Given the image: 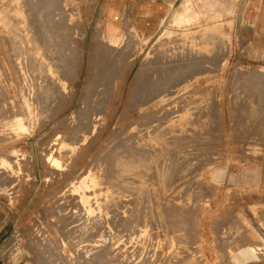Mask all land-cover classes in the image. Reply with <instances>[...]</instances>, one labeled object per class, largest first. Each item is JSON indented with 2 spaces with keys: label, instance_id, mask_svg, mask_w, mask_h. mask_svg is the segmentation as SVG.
I'll return each instance as SVG.
<instances>
[{
  "label": "rangeland",
  "instance_id": "374dc122",
  "mask_svg": "<svg viewBox=\"0 0 264 264\" xmlns=\"http://www.w3.org/2000/svg\"><path fill=\"white\" fill-rule=\"evenodd\" d=\"M21 1L0 0V31L3 34L4 32H9H7L6 29L10 22L9 18L13 16L15 9H23L26 7L27 3L29 4L30 1L34 3L36 0ZM51 1L45 0L42 1L43 5L40 4L42 6L47 5L48 7H46L49 8L58 2V0ZM133 1L134 0H59V5L57 4L58 6L55 7L56 9H54L53 13L55 15L57 14V17L55 15L54 17L60 24L63 35L66 34L64 35L65 38L62 37L65 43H59L62 47L59 46L60 48L58 51H61L62 57H65L63 61H67V64L66 61L64 62L65 64H63V67L70 66V63L77 57V54L81 58L79 60V73L75 74L74 71L70 73L71 76L75 74V76H73L74 85L76 87L74 97L71 99L68 106L62 105L58 107V109L57 107L54 108L53 104L48 108H42V106L39 109L36 108L39 106V103L41 105V100L39 101L40 98L35 94L37 93V85H35L36 82L34 79V81L31 80L34 76L33 74L31 75L30 71H26L24 68V70L21 71L23 76L22 80L19 78L14 70L13 63L10 61H12L11 59L13 57L19 60L20 54H13L10 57L6 45L3 43L2 33L0 32V104L2 103L0 105V157L4 154V158L9 156L6 154H13L17 157H21L20 155L24 151L26 155L25 163H28L26 164L28 167L27 173L22 174L24 170L20 169L21 163L20 160L18 161V169L22 172L18 182L0 183V255L3 254V257H8L21 254L24 258H22L20 264H195L196 262V264H264V247H261L257 243H251V241L261 242L262 246H264V114H262L264 113V0H175L171 3L170 10L162 27L152 37H144L135 29L130 19L133 14ZM10 2H12L11 5ZM19 2L21 4L23 3V6L21 4L19 5ZM127 2H129L128 5ZM12 4L14 6H12ZM51 4L52 6H49ZM108 5H111V7L113 5L115 11L112 12L110 7H107ZM104 6H106L104 10L106 24H108L109 27H116L113 34L117 35V42H115L116 38L113 39L114 36H110L104 30V22L98 25L99 16ZM74 7L77 9H74ZM57 10L60 11L58 12ZM61 11H64V13ZM70 11L73 12L74 15L71 20L69 16L65 17L71 13ZM18 12L21 14V10ZM89 14L90 17H88ZM178 14H181V16L183 15V22L185 23L179 25L180 27L175 24L176 27H174L173 20ZM122 19L125 23L126 21L128 22V24L126 23L127 26L123 24ZM77 20L82 24V36L76 31ZM4 24L6 25L3 26ZM94 25L100 26L99 29L102 32L99 44L100 47H98L97 51L102 61L99 68L108 67L105 68V72H107V74L105 73L106 82L103 83L102 89H104L103 91L106 93L104 87H107L106 83L108 82L107 80H109V83H107L108 86L112 84L114 87L116 85L117 89L120 90L121 100L117 104V110L110 115V118L108 115L99 118L96 128H100L101 131L97 136L85 134L83 137L84 139L82 138L80 142H77V140H75L76 138H69V140H72H70L69 143L73 144V142H76L73 144V149L67 151L68 153L63 151L55 152L58 158L63 157V159L61 158L63 160L62 162H64L63 170L59 169L55 177L56 180L54 179L53 182L46 186L44 177L45 168H43L44 166L41 160L43 154L42 143L47 137L52 135L55 129L65 132L64 137L67 135L68 138V132H72L80 126L79 124L77 125L78 122L74 118L73 113L79 105L83 91L89 86L87 73L90 69L89 62L92 54L90 37L95 27ZM126 33L129 34L130 37L132 36L131 38L133 40H131ZM206 33H209V36H217L219 43L217 42L214 46L211 45L212 49L216 48L214 49L215 51L213 50L212 53L211 50H209V48H211L209 47L210 44H205L198 46L199 50H192L191 54H193L194 51L196 55H200L201 53L209 55L212 53V56L210 54L207 59L203 60V55L201 54V58H199L200 61L197 62L198 64H192L193 67L189 65V68L187 66H182L181 68L184 69L175 65L177 69L174 71L173 60H169L168 57L172 52L169 44L180 35H187L186 38H188V36L192 38L199 35L202 36ZM55 34L56 37H58L57 30ZM135 38H137L136 42L134 41ZM71 39H78L80 41L79 50L81 51H78L76 41L71 42ZM126 39L131 41H127L128 46H126ZM158 40L161 41L159 42ZM106 43H108V45ZM129 43L131 44L129 45ZM109 44L112 48H110ZM63 45H65V47ZM106 45L107 47L109 46V48H107ZM120 45L122 47H120ZM132 45H134V49ZM217 46H219V50ZM129 47L132 48L133 51H131L134 54L130 53L131 51H129L130 54L125 53ZM167 47H170V49L168 48L170 51ZM203 47H205V49ZM104 48H107V50ZM114 48H118L117 54V50ZM124 48L126 49L125 51ZM200 48H203L204 51L202 49L200 51ZM11 49L13 52L16 50L14 45ZM207 49L209 51H207ZM109 50H111V52H109ZM113 50H115V52ZM122 51L124 54H121ZM158 51H160V53L164 51L163 53L165 54L161 56V53V57H159ZM216 51L217 53L219 51L218 55H216ZM15 52L18 51L16 50ZM154 52L157 56L153 55ZM119 54L121 56L123 55V57L125 55L127 59L117 56ZM127 54H129V56ZM188 54L189 53H186V55ZM151 55H153V57ZM106 57L109 58V60H114V63L106 59ZM150 57L154 59L152 60ZM156 57H159V60ZM164 58H166V61ZM155 59L159 62H156L157 60ZM160 60L164 62L161 63ZM108 61L110 65L107 63ZM154 61L156 62L155 64ZM117 63H119V66H117ZM124 63L126 64L124 65ZM211 63H214V68L213 66L211 67ZM204 65L205 67L202 69ZM208 65L210 67H208ZM167 66L172 67L170 69ZM155 68H159V74ZM162 68V72L164 75L166 74L165 76L167 77V79L165 78L166 81L163 79L165 77L163 73L160 74V69ZM172 68H174V70H172ZM192 68L196 69V71L192 70ZM199 68L200 70L202 69V71H197ZM179 69H181V72ZM206 69H208V71ZM112 70L115 72V77L118 75L116 82L113 80L114 72ZM154 70L156 74H153L155 73ZM101 71H104V69H101ZM169 71L172 72L174 76L170 74ZM141 72L146 74V78L141 79L139 82L136 80V76ZM160 75L162 78L159 77ZM176 75H180L181 78ZM109 76H112V78H109ZM156 76L159 80H157ZM188 76H190L191 79H189ZM150 77L153 79L148 80ZM154 77H156V80ZM186 77H188V79ZM111 79L112 81H110ZM146 79L149 82H146ZM162 79L163 81H161ZM173 80L177 82L173 83ZM156 82L158 84H155ZM167 82L173 88L167 85ZM138 83L141 86H139ZM176 83L181 85H176ZM148 84H152L153 87L156 85L159 89L160 87L168 88V90L172 89V93H174L175 89V92H178L177 90L183 86L190 85L191 90H188V95H186L189 101L185 106V108L188 107V120H193V117L199 119L198 116L200 115V123L189 122V125L187 124L186 130L188 132L184 138L181 140L179 139L180 141L177 138L171 139V148L173 151L169 149L168 152L170 155L173 154V157L174 154L175 157L178 155L179 157L177 159H179V162L178 165L176 164L177 166L174 165L175 168L178 167L173 170L175 173H170L171 170L168 171V174L170 173L173 176L172 179L170 174V177L168 176L172 181H166V178L163 180L164 182H158L157 187L155 186V190H153L154 198L157 196L159 197H157L158 199L155 198V206L159 207L158 211L160 213L156 211L153 216L150 214L151 212H149L151 204H146L145 202L141 203L139 201H137V203L135 200L134 203L136 202V204H134L132 200L133 206L131 209L140 208L141 210L137 214H133L132 212L130 214L128 210L125 213V209L117 216H114V214H111L112 216L106 214V218L102 217L101 214H88L84 219V215L80 214L81 216L83 215L80 221V216L78 215L79 218H77V216H74V214H77L73 213L70 217L76 218L72 221V225L67 224V226H65L62 224L60 226L59 224V226H57L58 216L56 215V211L58 208L62 204L65 206L67 200H69L70 204L68 203L69 205H66L69 206V208L67 207L64 211V213H68L75 205V200L73 201V199L69 197L71 193H78L80 198L78 201L82 206L92 205L93 198L98 197V200L99 197L101 198L104 196L102 190H105L104 188H106V185L97 183L98 181L95 180V177L100 175V172L102 175L105 174V171H100L98 168H100L99 163L102 157L105 156L104 154L107 155V153L110 152V138L112 135L110 132L119 127V121L125 120L124 116L127 115H121V112L129 110V105L134 98L133 97L131 100L132 94H136L140 88H145ZM191 84L196 85L192 86ZM175 85L177 88H175ZM199 86H202L201 89ZM161 93L164 94L162 91L157 94ZM193 93H195V95ZM157 94L155 95L159 96ZM192 100H197V103H200L198 104L199 106L196 101H194V103ZM196 105L198 107H196ZM200 107L201 109H199ZM172 108L171 111L173 113L176 112L178 106ZM195 108H197V110ZM191 109L192 112H190ZM193 109L196 111H193ZM198 109L201 111L199 112ZM43 110L48 113H42ZM158 113H160V116ZM158 113L156 112L152 115V124H158V120L161 116L166 118L164 116L167 114H161L159 111ZM172 113L168 114L170 118L167 116L166 122H164L166 119L162 118V122L168 124L176 123L180 120L177 114L173 113L172 115ZM2 114L3 117L1 116ZM38 114L42 116H38ZM173 118L176 119L175 122H173ZM168 119L172 120L168 121ZM161 120L160 123H162ZM67 121L70 122L68 123L69 126L67 125ZM125 122L127 123L128 119H126ZM64 126H68L70 130H67L68 128L65 130ZM92 138L95 141H93ZM178 142L180 143L178 144ZM104 145H108V149L99 155V159L97 153ZM180 146H182V150ZM177 147L178 149H176ZM177 151L180 152L178 153ZM183 153L184 157L182 155ZM27 155L29 157H27ZM64 156L67 158L65 159ZM113 156L115 158L118 157L117 154ZM93 157H96V159L98 158V160L95 161L96 159ZM114 157H112L113 160L115 159ZM180 157L182 160L186 159L184 163ZM112 159L110 158L109 160L111 161L110 164H113ZM106 164L108 166H106ZM106 164L105 168L109 170L112 165H109V163ZM179 165L181 166L180 168ZM161 166V164H158L159 169ZM162 169L161 167V170ZM60 170L62 171L60 172ZM134 170L136 172H147L146 167L142 165L136 166ZM161 170H159V172ZM102 175H100V177ZM100 180L99 182H101ZM165 181L168 183V187L166 188L165 186L167 185ZM163 183H165V185ZM27 185H29V187ZM157 188L160 192L157 191ZM95 189L100 190L96 191ZM162 191H164L166 195ZM144 192L146 193V191ZM145 193L140 200L148 199ZM128 197L129 196L125 198L127 199ZM85 198H87V200ZM102 198L101 201H98L100 207L104 206L103 201L105 199L102 200ZM71 204L74 205L72 206ZM139 204L145 206L143 207ZM129 206L130 205L125 204L126 208H129ZM101 210H104L103 207ZM74 211H77V209H74ZM102 212L104 213L105 210ZM94 218L97 219L94 221ZM107 218L109 220H107ZM124 219L128 223L126 226L122 221ZM82 220L85 221L82 223ZM89 220L96 225L95 228H93L94 230L90 229L91 223H88ZM74 221L76 222V227H74ZM102 221H104V223H102ZM110 221L112 223L114 221L116 225L113 223V226ZM98 223L100 225H98ZM83 224H85V226ZM104 224L106 225L104 226ZM124 226L125 228H122ZM154 227L156 229H154ZM77 228L80 230H77ZM64 231L66 232L65 235L62 234ZM100 236L103 237L101 238ZM93 237L96 238L94 239ZM73 238L76 239L75 245L72 243ZM89 239L90 241H88ZM93 239L99 241H94ZM100 239L105 240L100 241ZM112 239L113 241H110ZM46 240H49L53 245L48 244ZM114 241L115 243H113ZM111 242L113 244H110ZM98 247L102 250L97 251ZM92 249L94 252H92ZM158 251L161 253H158ZM197 251H199V253ZM91 252L95 255H90ZM162 252L165 253L166 256ZM166 252L168 254L171 253V258H169ZM161 254L163 257H161ZM45 255H47L48 258L45 257ZM59 255L61 258H58ZM87 255L94 257H89L90 259H88ZM121 256H123V259ZM173 256H175V260ZM194 257L196 260L193 259ZM92 258L96 260L93 261ZM14 260L16 261L17 258L15 257Z\"/></svg>",
  "mask_w": 264,
  "mask_h": 264
},
{
  "label": "bare ground",
  "instance_id": "6f19581e",
  "mask_svg": "<svg viewBox=\"0 0 264 264\" xmlns=\"http://www.w3.org/2000/svg\"><path fill=\"white\" fill-rule=\"evenodd\" d=\"M9 1V0H8ZM21 1V0H20ZM24 1V0H23ZM26 1V0H25ZM24 1V2H25ZM42 1H45V0H36L34 3H30L26 4V7H24L23 9H15V12L13 14V16L11 18H9V25L7 26V29L6 31L8 33H5L4 34L2 33V38H3V43H5L6 47H7V50L10 54V57L15 54L17 55L18 53L20 54V57H19V60H16L14 57V60L13 58H9L11 59L12 61H10L11 63H13V67H14V70L16 71V73L18 74L19 78L22 80V73L21 71L24 70V68L26 69V71H30L31 75L33 74L34 78H31V75H30V78L32 81L35 80L36 84L37 85V94L36 96H38L40 99L39 101L41 100V105L39 103V106L36 107V108H44V107H49L51 104L54 105V108L57 107H61L62 105H66L68 106L71 102V99L74 97V94H75V85H74V80H73V76H75L76 73H79L80 71V68H79V60H80V56L77 54V57L75 59L72 60V62L70 63V66H66V67H63L65 64L64 62L66 61H63V58L65 57H62L61 55V51H59V48L62 47L60 46L59 43H65V41H63V38L64 34L62 33V29L60 27V24L58 23V21H56L55 17H54V9H56L55 7L59 5V0L57 3H55L53 6L52 4L49 5V6H52V7H49L47 8L46 6H42L43 5V2ZM51 0H49L50 2ZM22 2V1H21ZM33 2V1H32ZM53 2V0L51 1ZM12 2H10V5H11ZM15 3V2H14ZM13 3V4H14ZM42 5H41V4ZM48 3V2H47ZM12 4V6H14ZM17 4V3H16ZM21 3L19 2V5ZM23 4V3H22ZM21 4V5H22ZM25 4V3H24ZM49 4V3H48ZM58 4V5H57ZM41 5V6H40ZM128 5V4H127ZM16 6V5H15ZM23 6V5H22ZM61 6V5H60ZM21 7V6H20ZM108 8L110 7V9L113 11H115V7L112 5L107 6ZM19 8V7H18ZM58 8V7H57ZM106 6H104L102 8V11L100 13V16H99V22H98V25H100L101 22H104V30L110 35V36H114L113 39L116 38V41L117 42V35L113 34V32L115 31V28L116 27H109L108 24H106V19L104 18V10H105ZM61 9V7H60ZM11 10V9H10ZM19 10H21V14H19ZM73 10V9H72ZM71 10V11H72ZM13 11V10H12ZM58 12L60 10H57ZM68 11V10H67ZM70 11V12H71ZM64 13V11H61ZM60 12V13H61ZM56 13V12H55ZM62 13V14H63ZM62 14H59V15H62ZM57 15V14H56ZM55 15V16H56ZM64 15V14H63ZM11 16V15H9ZM69 16L70 20L72 18L73 15V12H71L70 14L66 15L65 17ZM183 16V15H182ZM181 14H178L176 18H174V27L175 24L176 25H181L185 22H183V18H182ZM57 17V16H56ZM90 17V14L89 16ZM175 17V16H174ZM214 17V16H213ZM55 19V21H54ZM80 19V18H79ZM212 19V18H211ZM58 20V19H57ZM123 20V19H122ZM127 20V19H125ZM189 20V19H188ZM73 21V20H72ZM187 21V20H186ZM8 22V21H7ZM191 22V21H190ZM126 23L128 24V22L126 21ZM126 23L124 22L123 20V24L125 26ZM171 23V22H170ZM189 23V22H188ZM231 23V22H230ZM187 24V23H186ZM218 24V23H217ZM216 24V25H217ZM6 24H4L3 26H5ZM81 23L79 20L76 21V31L79 32V34L82 36L83 35V30L81 28ZM98 25H94V29L91 33V37H90V42H91V49H92V54L90 56V69L87 73V77H88V80L89 81V86L88 88H85V90L83 91L82 93V96H81V99H80V102H79V105L77 106L75 112L73 113L74 114V118L77 120V125L79 124V128L76 129V130H73L72 132H68V138H67V135H65L64 137V134L65 132H62L61 130H54V132L52 133L51 136L47 137L43 143H42V164H43V168H45V185L47 186L48 184H50L51 182L54 181L55 177L57 176L58 174V171L59 169H62L63 170V163L62 162L63 160V157L61 158H58L56 155H55V152L59 151H63V152H67V151H71L73 149V144L76 143V142H73V144L69 143L70 140L69 138H76L75 140H77V142H80L82 140V138L84 137L85 134H93L94 136H97L98 133L101 131L100 128H96V124L98 123V120L100 117L102 116H105V115H108L109 118H110V115L113 114L116 110H117V104L118 102L121 100V92L120 90L117 89V86L115 85L113 87V85H109L107 83H109V80H107L108 82L106 83V86L107 87H104L105 88V91L106 93H104V89H102V85L104 82H106V79H105V73L107 74V72H105V68H108V67H104V68H99V65L102 64L101 62V58L100 56L97 54V51H98V47H100V37H101V31L99 29L100 26ZM53 27H54V30H53ZM180 27V26H179ZM212 27V26H211ZM4 28V27H3ZM59 28V30H58ZM124 28V27H123ZM182 28V27H181ZM126 29V28H125ZM219 29V28H217ZM58 32V37H56V34L55 32ZM102 30V29H101ZM128 30V29H127ZM208 30V29H207ZM4 31V30H3ZM205 32V31H204ZM207 32V31H206ZM0 33V34H1ZM77 33V32H76ZM139 33V32H138ZM78 34V35H79ZM127 34V33H126ZM183 34V33H182ZM209 34V33H208ZM207 33L206 34H203L202 36H195V37H192V38H186V36L184 35H180L179 37L175 38L170 44L169 46L171 47V53H170V56L169 57V60H173V67L175 68V65L178 66V67H184V66H189L191 65L193 67L192 64L194 63H197L200 61L199 58H201V54L200 55H196L194 54V51H193V54H191V51L194 50V49H197L199 50L198 46H202V45H205V44H210L209 47L214 46L217 44L218 42V39H217V36L215 35H208ZM128 37L129 34H127ZM189 35V34H188ZM191 36V35H190ZM194 36V35H192ZM127 37V36H126ZM127 37V39H128ZM132 37V36H131ZM130 37V38H131ZM65 38V37H64ZM129 38V39H130ZM126 39V42L130 41V40H127ZM136 39L135 38V42H136ZM65 40V39H64ZM72 40V39H71ZM131 40H133L131 38ZM73 41H76V44L78 46V51H81L79 50L80 49V41L78 39L76 40H72L71 42ZM106 41V40H105ZM159 41V40H158ZM161 41V40H160ZM159 41V42H160ZM128 42L125 44L126 46H128ZM131 42V41H130ZM104 43V42H102ZM133 43V42H132ZM219 43V42H218ZM108 45V43H106ZM124 44V43H123ZM131 43H129L130 45ZM136 44V43H135ZM15 46V49L18 51V52H15L16 50H13L11 49L12 46ZM70 45V44H68ZM105 45V44H104ZM102 45V46H104ZM106 45V47H107ZM154 45V44H153ZM155 45H156V42H155ZM207 45V47H208ZM60 46V47H59ZM65 47V45H63ZM101 46V47H102ZM110 46V44H109ZM109 46L107 48H109ZM125 46V47H126ZM134 45H132V48H133ZM136 46V45H135ZM143 46V45H142ZM115 47V46H114ZM120 47H122L120 45ZM124 47V45H123ZM170 47H167V49ZM218 47V50H219V46ZM14 48V47H13ZM107 48H104L105 50H107ZM110 48H112V46H110ZM131 47L127 48L128 50L125 52V53H129V51L132 50ZM205 49V47H203ZM203 48H200V51L201 49L204 51ZM214 48V47H213ZM67 49V48H66ZM115 49V48H114ZM123 49V48H122ZM130 49V50H129ZM134 49V48H133ZM168 49V50H169ZM216 49V48H214ZM212 47L209 48V50H211V52L213 53V50ZM61 50V49H60ZM65 50V49H64ZM117 50L116 54L118 53V48L115 49ZM115 50H113L115 52ZM120 50V49H119ZM126 49L124 48V51ZM154 50V49H153ZM162 50V49H160ZM207 49V51H209ZM68 51V50H67ZM104 51V50H102ZM133 51V50H132ZM130 52V53H133V52ZM154 51H157V50H154ZM170 51V50H169ZM215 51V50H214ZM107 52V51H106ZM109 52H111V50H109ZM113 52V54H114ZM159 52V57H161L163 54V52L160 53ZM157 52V53H158ZM196 52V50H195ZM206 52V51H205ZM4 53V52H3ZM78 53V52H77ZM102 53V52H101ZM129 53V54H130ZM153 53V52H151ZM149 53V54H151ZM186 53H189L188 55H186ZM208 53V52H206ZM210 53V52H209ZM212 53L211 56H212ZM215 53V52H214ZM217 53V51H216ZM219 53V51H218ZM218 53L216 55H218ZM63 54V53H62ZM107 54V53H106ZM121 54H124L123 51L121 52ZM129 54H127L129 56ZM134 54V53H133ZM161 54V56H160ZM168 54V53H166ZM209 55H205L204 53L202 54L203 56V60L207 59ZM8 55V54H7ZM132 55V54H131ZM130 55V56H131ZM154 56H157V54H153ZM153 55H151L153 57ZM6 56V55H5ZM65 56V55H64ZM104 56V55H102ZM111 56V54H110ZM117 56H121L120 54L117 55ZM167 56V55H166ZM16 57V56H15ZM109 57V56H107ZM109 60V58H107ZM112 57V56H111ZM117 57V58H119ZM123 57V55L121 56ZM125 57V55H124ZM123 57V58H124ZM137 57V56H136ZM158 57V58H159ZM165 57V56H163ZM167 57V58H168ZM102 58H105V57H102ZM113 58V57H112ZM111 58V59H112ZM116 58V59H117ZM126 58V57H125ZM129 58V57H128ZM151 58V57H150ZM157 58V57H156ZM157 58V59H158ZM114 59V58H113ZM120 59V58H119ZM118 59V60H119ZM127 59V58H126ZM152 60L154 58H151ZM155 59V60H157ZM162 59V58H161ZM165 61H166V58H164ZM6 60V59H5ZM117 60V62H118ZM149 60V59H147ZM159 60V59H158ZM156 61V62H159V61ZM163 60V59H162ZM168 60V59H167ZM168 60V62H169ZM106 61V60H105ZM109 61H112V60H109ZM107 62L109 63L110 65V62ZM120 61V60H119ZM127 61V60H125ZM151 61V60H150ZM218 61V60H217ZM216 61V63H217ZM114 63V60L112 61ZM121 62V61H120ZM148 62V61H147ZM153 62V61H152ZM154 61V64L156 63ZM161 63H163L161 60H160ZM171 62V61H170ZM106 63V64H107ZM150 63V62H149ZM210 63V62H209ZM66 64H67V61H66ZM119 66V63H117ZM126 63H124L125 65ZM198 64V63H197ZM205 64H208V63H205ZM214 64V63H213ZM213 64L211 63V67L213 66ZM239 64V63H238ZM114 65V64H113ZM123 65V66H124ZM202 65V64H201ZM210 65V64H209ZM208 65V67H210ZM5 66V65H4ZM11 66V65H10ZM101 66H105V65H101ZM108 66V65H106ZM121 66V65H120ZM207 66V65H206ZM12 67V68H13ZM116 67V66H114ZM129 67V66H128ZM168 67V66H167ZM172 67V66H171ZM171 67H168L171 69ZM197 67V66H196ZM200 67V66H199ZM204 66H202V69H203ZM207 67V68H208ZM215 66H213L214 68ZM113 68V66H112ZM164 68V67H163ZM163 68L160 69V74L163 73ZM167 68V70H168ZM174 68H172V70H174ZM186 68V67H185ZM189 68V67H188ZM101 69H104V71H101ZM111 69V68H110ZM156 69V68H155ZM169 69V70H170ZM177 68H175L174 71H176ZM181 69H184V68H181ZM181 69H179V71L181 72ZM191 69V68H190ZM202 69L200 71H202ZM209 69V68H208ZM208 69H206L208 71ZM157 71L159 70L156 69ZM170 70V71H172ZM187 70V69H186ZM192 70H195L196 69H193ZM191 70V71H192ZM215 70V69H213ZM7 71V69H6ZM11 71V70H10ZM14 71V72H15ZM74 71L75 74H72L73 76H71L70 73H72ZM108 71V69H107ZM110 71V70H109ZM114 72V70H112ZM111 71V72H112ZM125 71V70H124ZM155 71V70H154ZM166 71V70H164ZM170 74L173 75V71L170 72ZM178 71V70H177ZM189 71V70H188ZM194 71V72H195ZM205 71V70H204ZM203 71V72H204ZM210 71V70H209ZM211 72V71H210ZM214 72V71H213ZM24 73V72H23ZM109 73V72H108ZM121 73V72H119ZM138 73V72H137ZM159 74V71L157 72ZM167 73V72H166ZM177 73V72H176ZM175 73V74H176ZM185 73V72H184ZM190 73V71H189ZM188 73V74H189ZM13 74V73H12ZM117 74V73H116ZM124 74V73H123ZM153 74H156V71L155 73ZM170 74H169V77H170ZM182 74V73H181ZM187 74V73H186ZM193 74V73H192ZM196 74V73H195ZM259 74V73H258ZM110 75V73H109ZM115 75V72L113 74V76ZM164 75V73H163ZM166 75V74H165ZM164 75V76H165ZM236 75H237V72H236ZM16 76V75H15ZM118 76V75H117ZM117 76L115 77L114 76V82H116V79H117ZM155 76V75H154ZM158 76V75H157ZM156 76V77H157ZM163 76V77H164ZM168 76V75H167ZM174 76V75H173ZM176 76H180V75H176ZM183 76V74H182ZM184 76H187V75H184ZM192 76V75H190ZM189 77V79H191V77ZM9 77V76H8ZM26 77V75H25ZM152 77V75H151ZM148 78L149 79H153V78ZM156 77L155 80H156ZM161 77V75L159 76ZM188 77H186L188 79ZM194 77V75H193ZM108 78V77H107ZM109 78H112V76H109ZM108 78V79H109ZM145 79L146 78V74L145 73H139L137 76H136V80L140 82L141 79ZM162 78V77H161ZM167 77L165 76L163 79L164 81H166ZM181 78V76H180ZM34 79V80H33ZM163 79L161 81H163ZM169 79V78H168ZM179 79V78H178ZM185 79V77H184ZM9 80V79H8ZM20 80V81H21ZM147 80V79H146ZM145 80V81H146ZM146 81V82H149V81ZM150 80V82H151ZM157 80L158 77H157ZM172 80V79H171ZM175 80V79H174ZM173 80V81H174ZM183 80V79H181ZM199 80V79H198ZM261 80V79H260ZM19 81V82H20ZM112 81V79L110 80ZM154 81V80H153ZM160 81V82H161ZM170 81V79H169ZM168 81V82H169ZM180 81V80H179ZM186 81V80H185ZM158 82V81H157ZM155 83V84H158V83ZM159 82V83H160ZM167 82V83H168ZM177 81H174L173 83H175ZM181 82H184V81H181ZM199 82V81H197ZM12 83V82H11ZM10 83V84H11ZM152 83V82H151ZM163 83V82H162ZM161 83V84H162ZM166 83V84H167ZM172 83V84H173ZM180 83V82H178ZM186 83V82H185ZM188 83V81H187ZM194 83V82H193ZM196 83V82H195ZM200 83V82H199ZM202 83V82H201ZM260 83V82H259ZM20 84V83H19ZM32 84V83H31ZM139 84V83H138ZM146 84V83H145ZM154 84V85H155ZM197 84V83H196ZM196 84H193V85H196ZM13 85V84H12ZM22 85V84H21ZM27 85V84H26ZM87 85V84H86ZM167 85H170L169 83ZM176 85H181V84H177ZM175 85V88H177V86ZM192 85V84H191ZM192 85V86H193ZM20 86V85H19ZM34 86V85H33ZM105 86V85H104ZM139 86H141L139 84ZM162 86V85H161ZM171 86V85H170ZM183 86V85H182ZM181 86V87H182ZM198 86V85H197ZM23 87V86H22ZM121 87V85H120ZM158 87V86H157ZM156 85L155 87L151 85H147L145 86V88H140L139 91H137V96L136 94H132L131 96V100L133 98V100L131 101V104L129 105V110L127 111H124V112H121V115H127V116H124L125 120L128 119V122L126 123L125 120L124 121H119V127H117L114 131L110 132L112 133L111 135V138H110V152L106 154H104L105 156L102 157V159L100 160V163H99V167L101 168H98V170L100 171H105V174L102 175L101 172H100V175H102L100 177V175L96 176L95 177V180H97L98 182L97 183H100L102 185H106V188H104L105 190H102L104 192V198L105 199L103 202H104V206H101L99 205V202L98 201H101V198L99 197V199L97 200L98 197L96 198H93L92 199V205H88V206H82L79 204V195L77 192H73L70 194H68V196L73 199L74 201V207L71 208V205H70V208H71V211H67L68 213H64V211L67 209V207L69 208V206H66V205H69L70 202L69 200H67V203L65 204V206L62 204L58 210L56 211V215L58 216V224L57 226H60L62 224H64L65 226H67V224H71L73 223L72 221L76 218H73V217H70L71 215H73V213H76L77 215L74 214V216H77V218H79L80 216V221H81V217H83L84 215V219H85V216L88 215V214H101L102 217H105L106 214H114V216H117L119 215L120 213H122L121 211H123V209H125V213L126 211L128 210L131 214V212L134 214V213H139L141 210L140 208L138 209H131L133 204H132V200H133V203H134V200L137 202H145L146 204H151V207L149 209V212H151L150 214H154L156 213V211H158L159 207L158 206H155L156 205V202H155V197L153 196L154 194V191L155 190V186L157 187V184L158 182L161 183V181L165 180L167 178L166 181L170 180L169 179V174L170 173H173L175 169L174 165H178V162H179V159H177L179 156L177 155V157H175V154H174V157L172 155L169 154V149L172 150V141L171 139L173 138H177L178 140L184 138L187 134V124L189 122H193V123H200V115L198 116L199 119H196L195 117H191L193 120H188V117H187V108H185L186 104L188 103L189 101V98L187 99L186 98V95H188V90H191V87L190 85H185L183 86L182 88L178 89L177 90L178 92H175L172 93L173 91H170L168 90V88H165V87H160L157 88ZM167 87V86H166ZM172 87V86H171ZM200 87V86H199ZM202 87V86H201ZM200 87V89H201ZM20 88V87H19ZM122 88V87H121ZM139 88V87H138ZM170 88V87H169ZM173 88V87H172ZM198 88V87H197ZM14 89V88H13ZM199 89V90H200ZM204 89V88H203ZM35 90V89H33ZM122 90V89H121ZM131 90V89H130ZM129 90V91H130ZM135 90V89H134ZM193 90V89H192ZM254 90V89H253ZM15 91V90H14ZM132 91V90H131ZM130 91V92H131ZM160 91H162L164 94H157L158 92L160 93ZM252 91V90H251ZM257 91V90H256ZM21 92V91H20ZM24 92V91H22ZM35 92V91H33ZM32 92V94H33ZM129 92V93H130ZM190 92V91H189ZM199 92V91H198ZM196 92V93H198ZM253 92V91H252ZM1 93V92H0ZM29 93V92H27ZM166 93V94H165ZM201 93V92H199ZM261 93V91H260ZM155 94L159 95V96H156ZM195 95V93H193ZM192 94V95H193ZM205 94V92H204ZM257 94V93H255ZM259 94V93H258ZM3 95V94H2ZM131 95V94H130ZM198 95V94H197ZM202 95V94H200ZM260 95V94H259ZM34 96V95H33ZM112 96V97H111ZM3 97V96H2ZM1 97V98H2ZM5 97V96H4ZM193 97V96H192ZM202 97V96H201ZM204 97V95H203ZM32 98V97H30ZM111 98V99H110ZM197 98V97H196ZM194 98V99H196ZM130 99V97H129ZM199 99V98H198ZM34 100V99H33ZM38 101V100H37ZM130 101V100H129ZM193 101V100H192ZM196 101V103L198 102L197 100H194ZM193 101V102H194ZM199 101L201 102V100L199 99ZM34 102V101H33ZM192 102V103H193ZM203 102V100H202ZM258 102V101H257ZM127 103V102H126ZM195 103V102H194ZM193 103V104H194ZM2 104V103H1ZM0 104V105H1ZM200 104V103H197V105ZM203 104V103H202ZM201 104V106H202ZM258 104V103H257ZM196 105V107H198ZM174 106H178V109H176V112H173L175 114H177V116L180 117V120L177 121L176 123H163L162 120L163 119H166L164 122L167 121V116L168 114L172 113L171 109H173L172 107ZM190 106V105H189ZM1 107V106H0ZM46 108V109H47ZM193 108V107H192ZM21 109V108H20ZM32 109V108H31ZM30 109V110H31ZM37 109V110H38ZM51 109V108H50ZM190 109V107H189ZM197 110V108H195ZM193 109V111L195 110ZM201 109V107L199 108ZM198 109V110H199ZM48 110V109H47ZM46 110V111H47ZM195 110V111H196ZM259 110V109H258ZM3 111V110H2ZM39 111V110H38ZM41 111V109H40ZM44 111V110H43ZM42 113H46L45 111ZM51 111V110H50ZM49 111V113H50ZM55 111V110H53ZM165 113L167 114L166 118H163L161 116V118L159 117L160 116V113ZM171 111V112H170ZM201 110H199L200 112ZM158 113L159 114V120H158V124H152L153 122V118H152V115L154 113ZM169 112V113H168ZM190 112H192V109L190 110ZM252 112V111H251ZM21 113V112H20ZM48 113V112H47ZM46 113V114H47ZM172 113V115H173ZM198 113V111H197ZM254 113V112H253ZM32 114V113H31ZM163 114V115H165ZM194 114V113H192ZM196 114V113H195ZM200 114V113H199ZM208 114V113H207ZM212 114V113H211ZM264 114V113H262ZM41 115V114H38V116ZM44 115V114H43ZM171 115V116H172ZM190 115V114H189ZM259 115V113H258ZM3 117V114L1 115ZM22 116V115H20ZM42 116V115H41ZM156 116V114H155ZM202 116V115H201ZM219 116V115H218ZM252 116V115H251ZM254 116V114H253ZM44 117V116H43ZM127 117V118H126ZM169 117V116H168ZM187 117V119H186ZM196 117H197V114H196ZM208 117V116H207ZM256 117V116H255ZM152 118V119H151ZM163 118V119H162ZM170 118V117H169ZM172 118V117H171ZM175 118V117H174ZM173 118V122L176 121V119ZM177 118V117H176ZM195 118V119H194ZM155 119V118H154ZM157 119V118H156ZM162 119V120H161ZM160 120L162 123H160ZM169 120H172V119H168ZM156 121V120H155ZM203 121V120H202ZM257 121V120H256ZM172 122V121H171ZM261 122V121H260ZM39 123V122H38ZM68 123H70L69 121H67V125ZM76 123V122H75ZM155 123V122H154ZM72 125V124H71ZM76 125V124H75ZM74 125V126H75ZM76 125V126H77ZM189 125V124H188ZM218 125V123H217ZM69 126V125H68ZM68 126H64L65 127V130H70ZM254 126V124H253ZM257 126V125H256ZM40 127V126H39ZM38 127V128H39ZM59 127V126H58ZM63 127V129H64ZM78 127V126H77ZM36 128V127H35ZM34 128V129H35ZM72 128V127H71ZM190 128V127H189ZM192 128V127H191ZM219 128V127H218ZM255 128V126H254ZM74 129V128H73ZM195 129V128H194ZM199 129V128H198ZM39 130V129H38ZM64 130V131H65ZM112 130V129H111ZM204 130V129H203ZM192 131V130H191ZM200 132V131H199ZM197 133V132H195ZM204 134V133H203ZM198 135V134H197ZM205 135V134H204ZM257 135V134H256ZM188 136V135H187ZM93 137V136H92ZM189 137V136H188ZM187 137V138H188ZM95 138V137H94ZM203 138V137H202ZM84 139V138H83ZM97 139V138H96ZM190 139V138H189ZM201 139V137H200ZM90 140V139H89ZM93 140V138H92ZM175 140V139H174ZM179 140V141H180ZM187 140V139H186ZM195 140V139H194ZM72 141V140H71ZM95 141V140H93ZM90 142V141H88ZM87 142V143H88ZM177 142V141H176ZM86 143V144H87ZM180 142H178L179 144ZM195 143V142H194ZM201 143V142H200ZM90 144V143H89ZM175 144V143H174ZM202 144V143H201ZM186 145V144H185ZM196 145V144H195ZM80 146V145H79ZM179 146V145H178ZM188 146V145H186ZM193 146V145H192ZM200 146V145H199ZM81 147V146H80ZM85 147V146H84ZM182 146H180V149H181ZM175 148V147H174ZM184 148V147H183ZM196 148V147H194ZM106 149H108V145L107 146H102L99 151H98V158L100 159L99 155L104 153L106 151ZM178 149V147L176 148ZM186 149V148H185ZM182 150V149H181ZM203 150V149H202ZM97 151V150H96ZM173 151V150H172ZM175 151V149H174ZM184 151V149H183ZM108 152V151H107ZM178 153L180 151H177ZM201 152V151H200ZM25 152L23 151V153L20 155L21 157H17L13 154H6V155H9L7 156L6 158H4V155H2L0 157V183H4V182H8V183H16L18 182V179L21 175L22 172H20V170L18 169V164H19V160H20V163H21V168L20 169H23L24 172L22 174H26L27 173V170H28V167L26 164L28 163H25ZM68 153V152H67ZM177 153V154H178ZM188 153V151H187ZM61 154V153H60ZM117 154L118 157H114L113 155ZM186 154V153H185ZM63 155V154H62ZM65 155V154H64ZM78 155V154H77ZM183 157H184V153L182 154ZM190 155V154H189ZM199 155V154H198ZM96 156V155H95ZM114 157L115 159L113 160L112 157ZM27 157H29L27 155ZM65 157V156H64ZM84 157V156H83ZM194 157V156H193ZM24 158V159H23ZM67 157H65L66 159ZM77 158V157H76ZM75 158V159H76ZM94 159H96V157H93ZM98 158L95 160L97 161ZM110 158L113 160V164H110L111 161ZM157 158V159H156ZM205 158V157H204ZM181 159V157H180ZM189 159V158H188ZM30 160V159H29ZM158 160V161H157ZM182 160V159H181ZM186 160V159H185ZM185 160H182L183 163ZM74 161V160H73ZM109 161V162H107ZM116 161V162H115ZM204 161V160H203ZM115 162V163H114ZM106 163H109V165H112L111 168L106 169L105 167L108 166ZM182 163V164H183ZM192 163V162H191ZM202 163V162H201ZM74 164V163H73ZM106 164V166H105ZM158 164H161L162 166V170H161V167L160 169L158 168ZM76 165V164H75ZM138 165H142V166H145L146 169H147V172L146 173H143L142 171L141 172H136L134 170V168ZM176 165V166H177ZM200 165V164H199ZM96 166V164H95ZM98 166V164H97ZM172 166V167H171ZM201 166V165H200ZM204 166V165H203ZM93 167V166H92ZM171 167V168H170ZM181 166L179 165V168ZM205 167V166H204ZM185 168V167H184ZM191 168V166H190ZM195 168V167H194ZM91 169V168H90ZM93 169V168H92ZM167 169V170H166ZM60 170V172L62 171ZM159 170H161L159 172ZM171 170V171H170ZM192 170V169H191ZM199 170V169H198ZM168 171H170V173L168 174ZM180 171V169H179ZM200 171V170H199ZM99 172V171H98ZM181 172V171H180ZM190 172V171H189ZM32 173V172H31ZM175 173V172H174ZM185 173V172H184ZM191 173V172H190ZM98 174V173H97ZM33 175V173H32ZM171 175V174H170ZM188 175V174H187ZM25 176V175H23ZM31 176V174H30ZM29 176V177H30ZM169 176V177H168ZM175 176V175H174ZM179 176V175H177ZM34 177V176H33ZM172 175H171V179H172ZM183 177V176H182ZM31 178V177H30ZM185 178V177H184ZM188 178V177H187ZM191 178V177H189ZM35 179V178H33ZM101 179V180H100ZM174 179V178H173ZM56 180V179H55ZM99 180L101 182H99ZM165 181V183H166ZM172 180H170L171 182ZM164 182V181H163ZM176 182V181H175ZM178 182V181H177ZM186 182V181H185ZM96 183V184H97ZM165 183H163L165 185ZM25 184V182H24ZM53 184V183H52ZM168 183H166L167 185ZM185 184V183H184ZM3 185V184H2ZM44 185V186H45ZM187 185V184H186ZM4 186V185H3ZM15 186V185H14ZM29 187V185H27ZM50 186V185H49ZM98 186V185H97ZM179 186V185H178ZM22 187V186H21ZM95 187V186H94ZM104 187V186H102ZM168 187L165 186V188ZM164 188V189H165ZM173 188V187H172ZM102 189V188H101ZM170 189V188H169ZM168 189V190H169ZM183 189V188H182ZM181 189V190H182ZM96 190V189H95ZM100 189H97L96 191H99ZM178 190V189H177ZM45 191V189H44ZM95 191V192H96ZM146 191V193L144 192ZM153 191V193H152ZM157 191L160 192V190H158L157 188ZM170 191V190H169ZM164 193V191H162ZM182 192V191H181ZM90 193V192H89ZM146 195V197L148 198L147 200H140L141 197L144 195ZM152 193V195H151ZM91 194V193H90ZM165 194V193H164ZM163 194V195H164ZM181 194V193H180ZM159 195V194H158ZM166 195V194H165ZM131 197V198H125V197ZM183 196V195H182ZM67 197V196H66ZM162 197H165V196H162ZM191 197V196H190ZM195 197V196H194ZM68 198V197H67ZM92 198V197H91ZM125 198V199H124ZM159 198V197H158ZM157 198V199H158ZM70 199V201H71ZM87 200V198H85ZM95 199V200H94ZM144 199V198H143ZM156 199V200H157ZM165 199V198H163ZM84 200V199H83ZM131 200V201H130ZM166 201V200H165ZM66 202V201H65ZM82 202V201H81ZM136 202L134 204H136ZM158 202V201H157ZM69 203V204H68ZM88 203V202H87ZM90 203V202H89ZM138 203V202H137ZM159 203V202H158ZM91 204V203H90ZM97 204V205H96ZM125 204L127 205H130L129 208H126L125 207ZM160 204V203H159ZM72 205V206H73ZM102 205V204H101ZM140 205V204H139ZM142 205V204H141ZM140 205V206H141ZM138 206V205H137ZM143 206V205H142ZM145 206V205H144ZM143 206V207H144ZM103 207V209L105 210V212L103 213L102 211L104 210H101V208ZM135 207V205H134ZM158 207V208H157ZM162 207V206H161ZM195 207V206H194ZM74 209H77V211H74ZM187 209V208H185ZM69 210V209H68ZM143 210V208H142ZM159 212V211H158ZM162 212V211H161ZM184 212V211H183ZM187 212V211H186ZM160 213V212H159ZM176 213V212H175ZM174 213V214H175ZM80 214H83L82 216ZM79 215V216H78ZM56 216V218H57ZM112 216V215H111ZM123 216V214H122ZM154 216V215H153ZM160 216V215H159ZM55 218V219H56ZM92 218V217H91ZM106 218V217H105ZM109 218V217H108ZM107 218V220H109ZM121 218V217H119ZM124 218V217H122ZM173 218V217H172ZM176 218V217H175ZM189 218V217H188ZM54 219V220H55ZM97 218H94V221L96 220ZM112 219V218H111ZM115 219V218H114ZM159 219V218H158ZM78 220V219H77ZM87 220V219H86ZM92 220V219H91ZM117 220V219H116ZM135 220V219H134ZM180 220V219H179ZM56 221V222H57ZM83 221L85 220H82V223ZM101 221V220H100ZM105 221V220H104ZM104 221H102V223H104ZM115 221V220H114ZM113 221V223H114ZM123 221V224H128L127 221L124 219L122 220ZM121 221V223H122ZM125 221V223H124ZM157 221V220H156ZM162 221V220H161ZM175 221V220H174ZM183 221V220H182ZM188 221V220H187ZM75 222V221H74ZM111 222V221H110ZM129 222V221H128ZM81 223V222H80ZM81 223V224H82ZM88 223H91L90 225V229L94 230L93 228H95L96 225H94V223L92 221L89 220ZM100 223V222H99ZM98 223V225H100ZM111 222V224H113ZM118 223V221H117ZM120 223V224H121ZM166 223V222H165ZM174 223V222H173ZM96 224V223H95ZM109 224V223H107ZM115 224V223H114ZM113 224V226H114ZM131 224V223H130ZM129 224V225H130ZM150 224V223H149ZM155 224V223H154ZM153 224V225H154ZM72 225V224H71ZM78 225V224H77ZM85 226V224H83ZM87 225V224H86ZM106 224H104L105 226ZM116 225V224H115ZM135 225V224H134ZM161 225V224H160ZM163 225V224H162ZM102 226V227H104ZM122 227V228H125ZM128 226V225H127ZM132 226V225H131ZM145 226V225H144ZM156 226V225H155ZM174 226V225H173ZM64 227V226H63ZM69 227V225H68ZM67 227V228H68ZM72 227V226H71ZM74 227H76V222L74 224ZM160 227V226H159ZM179 227V226H178ZM87 228V227H86ZM101 228V227H100ZM111 228V227H110ZM152 228V227H151ZM167 228V227H166ZM71 229V228H70ZM69 229V230H70ZM75 229V228H74ZM73 229V230H74ZM89 229V227H88ZM87 229V230H88ZM89 229V230H90ZM154 229H156L154 227ZM187 229V228H186ZM62 230V229H61ZM60 230V231H61ZM68 230V231H69ZM77 230H80L77 228ZM76 230V232H77ZM100 230V229H99ZM102 230V228H101ZM111 230V229H110ZM121 230V229H120ZM165 230V229H164ZM72 231V230H71ZM98 231V230H97ZM161 231V230H160ZM70 232V231H69ZM99 232V231H98ZM44 233V232H43ZM65 231L62 232L63 235H65ZM102 234V233H101ZM100 234V235H101ZM67 235V234H66ZM76 235V234H75ZM93 236V235H92ZM73 237V236H72ZM101 237V236H100ZM103 237V236H102ZM101 237V238H102ZM94 238V237H93ZM96 238V237H95ZM94 238V239H95ZM108 238V237H106ZM157 238V237H156ZM165 238V237H164ZM169 238V237H168ZM65 239V238H64ZM88 239V237H87ZM93 239V240H94ZM120 239V238H119ZM130 239V238H129ZM177 239V238H176ZM105 239L101 240L100 241H104ZM162 240V239H161ZM164 240V239H163ZM76 239L73 238V241L72 243H76L75 242ZM90 241V239L88 240ZM92 241V239H91ZM94 241H99V240H94ZM107 241V240H106ZM109 241V240H108ZM110 241H113L110 240ZM116 241V240H115ZM115 241L113 243H115ZM46 242L50 245H53L51 244V242L49 240H46ZM81 242V241H80ZM107 243V242H105ZM109 243V242H108ZM112 242L110 244H113ZM126 243V242H125ZM251 243H257L259 244L261 247H264L262 246V243L261 242H255V241H251ZM104 244V243H102ZM108 244V245H110ZM134 244V243H133ZM162 244V243H161ZM43 245V244H42ZM75 245V244H74ZM130 245V244H129ZM154 245V244H152ZM106 246V245H104ZM43 247V246H42ZM108 247V246H107ZM119 247V246H118ZM158 247V246H157ZM168 247V246H167ZM45 248V247H44ZM97 248V247H96ZM114 248V247H113ZM161 248V247H160ZM84 249V248H83ZM105 249V248H104ZM194 249V248H193ZM45 250V249H44ZM91 250V249H89ZM98 250H102L101 248L98 247L97 251ZM197 250V249H196ZM42 251V250H41ZM111 251V250H109ZM82 252V251H81ZM88 252V251H87ZM86 252V253H87ZM92 252H94V250L92 249ZM91 252V253H92ZM101 252V251H100ZM157 252V251H156ZM168 252V251H167ZM166 252V253H167ZM199 253V251H197ZM46 253V252H45ZM89 253V252H88ZM90 255H95V254H91ZM95 253H96V250H95ZM98 253V252H97ZM158 253H161L158 251ZM163 253V252H162ZM102 254V253H101ZM165 255V253H163ZM168 254V253H167ZM171 254V253H170ZM170 254L169 255V258L170 257ZM175 254V252H174ZM179 254V253H178ZM197 254V253H196ZM252 254V253H251ZM90 255H87L88 259H90L89 257H94V256H90ZM160 255V254H159ZM162 255V254H161ZM173 255V254H172ZM254 255V254H253ZM166 256V255H165ZM177 256V255H176ZM181 256V255H179ZM45 257L48 258L47 255H45ZM61 258V256L59 255L58 258ZM100 257V256H99ZM122 259H123V256H121ZM130 257V256H129ZM163 257V255L161 256ZM168 257V256H167ZM46 258V259H47ZM96 258V257H95ZM175 258V256H173V259ZM199 258V257H198ZM93 259V258H92ZM98 259V258H96ZM96 259H93L96 260ZM102 259V258H101ZM128 259V258H127ZM130 259V258H129ZM160 259V258H159ZM163 259V258H162ZM183 259V258H182ZM181 259V260H182ZM189 259V257H188ZM187 259V260H188ZM193 259L196 260V258L194 257ZM169 260V259H168ZM175 260V259H174ZM178 260V259H177ZM180 260V259H179ZM194 260V261H195ZM51 261V260H50ZM167 261V260H166ZM192 262V261H191ZM50 263V262H49ZM53 263V262H51ZM197 263V262H196ZM195 263V264H196ZM167 264V263H166ZM170 264V263H168ZM180 264V263H179Z\"/></svg>",
  "mask_w": 264,
  "mask_h": 264
},
{
  "label": "crops",
  "instance_id": "0c3cea01",
  "mask_svg": "<svg viewBox=\"0 0 264 264\" xmlns=\"http://www.w3.org/2000/svg\"><path fill=\"white\" fill-rule=\"evenodd\" d=\"M175 0H134L133 14L130 19L135 29L144 37H152L162 27L171 3ZM129 4V2H127ZM74 9H77L74 7ZM260 239V238H259ZM29 241V240H28ZM13 252V250H12ZM11 252V253H12ZM0 255V264H20L23 255L3 257ZM17 258L15 261L14 258Z\"/></svg>",
  "mask_w": 264,
  "mask_h": 264
}]
</instances>
